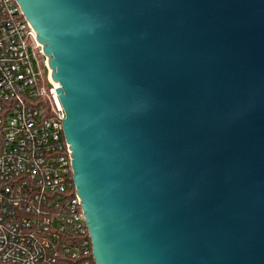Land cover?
I'll list each match as a JSON object with an SVG mask.
<instances>
[{
  "label": "water",
  "instance_id": "water-1",
  "mask_svg": "<svg viewBox=\"0 0 264 264\" xmlns=\"http://www.w3.org/2000/svg\"><path fill=\"white\" fill-rule=\"evenodd\" d=\"M16 2L95 264H264V0Z\"/></svg>",
  "mask_w": 264,
  "mask_h": 264
},
{
  "label": "built area",
  "instance_id": "built-area-1",
  "mask_svg": "<svg viewBox=\"0 0 264 264\" xmlns=\"http://www.w3.org/2000/svg\"><path fill=\"white\" fill-rule=\"evenodd\" d=\"M49 59L0 0V264H95Z\"/></svg>",
  "mask_w": 264,
  "mask_h": 264
}]
</instances>
